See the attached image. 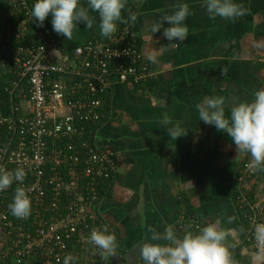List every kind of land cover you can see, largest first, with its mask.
<instances>
[{
	"label": "crops",
	"instance_id": "crops-1",
	"mask_svg": "<svg viewBox=\"0 0 264 264\" xmlns=\"http://www.w3.org/2000/svg\"><path fill=\"white\" fill-rule=\"evenodd\" d=\"M16 1L0 0L2 22ZM234 3L245 10L244 15L213 20L203 0H126L117 25L130 23L152 76L139 87L129 81L115 84L108 117L96 129L97 145L116 152L115 173L103 182V193L94 205L118 240L115 253L107 254L103 264H145L142 244L165 243L151 241L149 228L162 233L178 218L194 214L205 225L219 220L229 233L225 246L232 264H264V249L244 241L249 211L240 209L238 199L243 193L248 202L262 203L264 170L240 188L237 177L251 155L236 152L231 139L199 120L198 112L207 98L221 96L227 116L232 105L251 102L254 93L264 89V0ZM82 4L87 7L86 1ZM181 4L190 11L184 41L170 42L160 33L146 31V25L172 14ZM98 20L92 29L77 25L70 40L61 36L62 47L70 50L83 41L103 38ZM154 50L162 51L155 63L147 59ZM2 74L0 65V79ZM8 108L9 98L0 87V111ZM165 118L180 124L187 135L171 139L161 126ZM175 233L178 239L193 234L188 225Z\"/></svg>",
	"mask_w": 264,
	"mask_h": 264
},
{
	"label": "built area",
	"instance_id": "built-area-1",
	"mask_svg": "<svg viewBox=\"0 0 264 264\" xmlns=\"http://www.w3.org/2000/svg\"><path fill=\"white\" fill-rule=\"evenodd\" d=\"M35 2L17 0L0 23L3 92L9 98L7 112L0 111V169L26 172L22 183L0 192V264H63L69 255L71 264H97L105 257L90 242L91 233L114 230L94 205L100 183L115 173L116 152L97 145L96 131L92 140L84 136L88 125L108 117L115 84H139L152 72L127 20L111 38L89 39L67 50L50 15L43 26L32 21ZM250 162L240 169V188L255 174ZM18 187L31 201L27 218L9 209ZM238 199L240 209L249 211L244 241L261 249L254 226L264 223V206L248 202L243 193Z\"/></svg>",
	"mask_w": 264,
	"mask_h": 264
},
{
	"label": "clouds",
	"instance_id": "clouds-1",
	"mask_svg": "<svg viewBox=\"0 0 264 264\" xmlns=\"http://www.w3.org/2000/svg\"><path fill=\"white\" fill-rule=\"evenodd\" d=\"M86 4L87 7L81 0H36L31 9L32 21L43 26L50 15L53 31L70 40L77 25L92 29L98 17L100 36L111 38L117 31V22L122 21L126 0H86ZM203 7L209 19L213 20L217 17L234 20L245 14L234 0H203ZM90 12H95L96 17L90 16ZM189 15L187 4H181L172 14H162L160 20L146 25V31L153 35L160 33L170 42H182L188 36L184 22ZM135 19L133 16L132 20ZM161 54L162 51L154 50L147 59L155 63ZM224 105L225 99L221 96L207 98L198 105L199 120L226 134L236 152L250 154L251 171L264 170V89L256 91L251 102L241 101L232 105L227 116ZM161 126L173 140L187 135V130L180 124H172L167 118L161 121ZM25 177L23 168L13 172L0 169V192L7 190L13 182L22 183ZM9 209L17 218L29 216L31 201L23 188L16 189ZM228 220L230 222L231 218ZM219 223V220L209 222L198 233H187L183 239H178L172 226H167L162 233L149 228L151 241L165 243H143L142 259L145 264H232L229 248L225 246L229 233ZM254 238L257 246L264 249V223L254 226ZM90 242L108 255H113L117 247L115 235L106 228L94 230ZM73 260L71 255L66 256L63 264H71Z\"/></svg>",
	"mask_w": 264,
	"mask_h": 264
},
{
	"label": "trees",
	"instance_id": "trees-1",
	"mask_svg": "<svg viewBox=\"0 0 264 264\" xmlns=\"http://www.w3.org/2000/svg\"><path fill=\"white\" fill-rule=\"evenodd\" d=\"M2 17L3 16H1L0 17V23H2ZM60 38H62L61 37V35H60ZM5 77H6V74H2V79H5ZM2 79H0L1 81V83H2ZM5 81V80H4ZM4 81H3V83H4ZM139 84H141V83H139ZM139 84H137V86L139 87ZM0 87H2L3 88V86H1L0 85ZM105 121V120H104ZM103 122H101V123H99V125H97V126H95V125H88V131L86 132V134H85V136H84V138H86V139H90V140H92V135H93V133H95V131H96V129H97V127L98 126H100L101 124H102ZM256 174H257V171L255 172V174L254 175H252V177H255L256 176ZM252 179V178H251ZM250 179V180H251ZM107 180L106 179H104V181H102L101 183H100V187H99V189H100V195H102V193H103V189H104V186L105 185H103V182H106ZM102 187V188H101ZM253 192H251L250 191V193L248 194L249 195V197H251L252 198V196H253ZM248 213V212H247ZM197 223H200V224H204V226H205V223H203L200 219H198L197 217H196V215L194 214V215H188V216H182L181 218H178V220L176 221V223L174 224V231H176V230H182L183 228H184V226H187L188 225V227H189V229H191V231L193 232V234H196V233H198V228H196V225H197ZM114 234V233H113ZM118 240L116 239V242H117ZM86 247H88V244H86ZM104 253V252H103ZM102 253V255L105 257V258H103V259H101V258H99V260H98V262H97V264H103L104 263V261H105V259H106V256H107V253H104L103 254Z\"/></svg>",
	"mask_w": 264,
	"mask_h": 264
},
{
	"label": "rangeland",
	"instance_id": "rangeland-1",
	"mask_svg": "<svg viewBox=\"0 0 264 264\" xmlns=\"http://www.w3.org/2000/svg\"><path fill=\"white\" fill-rule=\"evenodd\" d=\"M261 201H262V203L264 202V200H261ZM262 203H261V204H262Z\"/></svg>",
	"mask_w": 264,
	"mask_h": 264
}]
</instances>
